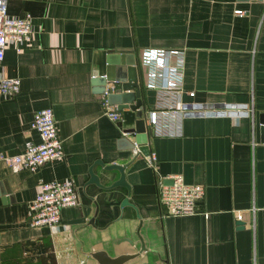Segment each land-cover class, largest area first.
<instances>
[{
    "label": "crops",
    "instance_id": "crops-1",
    "mask_svg": "<svg viewBox=\"0 0 264 264\" xmlns=\"http://www.w3.org/2000/svg\"><path fill=\"white\" fill-rule=\"evenodd\" d=\"M263 10L264 0H8V16L29 17L31 33L10 42L0 63L1 77L20 82L15 96L0 93V155L38 144L33 116L50 108L63 156L34 173L0 160V264H97L91 253L138 252L137 233L145 252L128 264H264ZM145 49L183 53L182 104H245L252 117L178 119L174 137L147 128L151 166L127 150L134 136L123 134L121 113L119 122L106 116L94 80L108 61H137L147 119L159 91L140 64ZM96 162L129 165V195L107 189L120 175L100 166L102 187H85ZM175 176L204 188L198 214L165 216L159 190ZM67 179L77 204L62 210L57 227H32L40 184Z\"/></svg>",
    "mask_w": 264,
    "mask_h": 264
},
{
    "label": "built area",
    "instance_id": "built-area-1",
    "mask_svg": "<svg viewBox=\"0 0 264 264\" xmlns=\"http://www.w3.org/2000/svg\"><path fill=\"white\" fill-rule=\"evenodd\" d=\"M8 0H0V63L4 59L7 45H17L27 40L31 33L29 17L14 18L7 14ZM235 15L242 16L243 11L236 10ZM264 21V10L262 13ZM140 64L148 70L147 79L150 87L159 91V100L146 119L151 136L157 138L174 137L179 130L172 126L178 119L203 118H250L252 109L245 104H223L219 108H206L201 105L186 106L180 102L183 92V53L179 50L145 49L140 54ZM20 89L17 78L0 76V93L4 96H15ZM189 93V96H193ZM108 92L102 95V105L106 116L113 122H119L121 114L109 106ZM31 128L39 135V143H28L24 151L13 156H2L3 160L15 172L34 173L50 161L63 156L62 142L57 134V127L50 108L37 111ZM179 128V127H178ZM153 166L156 158L145 156ZM171 185L162 186L159 190V204L165 210V216L180 218L198 214V204L204 196V188L200 185L185 184L180 177H172ZM77 204V191L69 179L41 183L39 193L30 203V225L32 227H57L64 208Z\"/></svg>",
    "mask_w": 264,
    "mask_h": 264
},
{
    "label": "water",
    "instance_id": "water-1",
    "mask_svg": "<svg viewBox=\"0 0 264 264\" xmlns=\"http://www.w3.org/2000/svg\"><path fill=\"white\" fill-rule=\"evenodd\" d=\"M140 66L137 61L122 64L118 61H108L106 72L103 76L94 78L95 82H98L102 86L100 95L108 92L107 101L109 106L115 107V111L122 114L121 127L124 135H133L134 141L129 142L127 150L138 151L144 155H149V149L147 146L149 137L146 127V111L142 102V89L139 81ZM95 166H100L104 172L110 173L116 171L119 173V178L113 182L107 189H114L122 187L126 189L127 195L130 193L129 185L126 182L125 170L129 165H108L105 166L102 162H96L88 170L89 180L85 184L86 186L95 185L102 187L100 184V177L94 173ZM172 183V182H171ZM128 198H125L122 202V206H128ZM135 210V208H134ZM136 212V210H135ZM90 225H93V220L90 221ZM243 222L239 221L238 225L243 226ZM138 239L141 243L140 250L134 254H121L116 257H111L106 251H97L91 253L90 256L97 264H128L134 260H137L145 252L144 243L137 233ZM129 244H133L130 240H127Z\"/></svg>",
    "mask_w": 264,
    "mask_h": 264
}]
</instances>
